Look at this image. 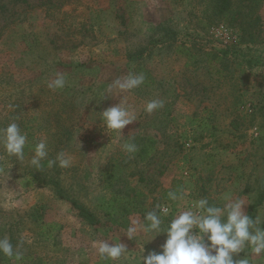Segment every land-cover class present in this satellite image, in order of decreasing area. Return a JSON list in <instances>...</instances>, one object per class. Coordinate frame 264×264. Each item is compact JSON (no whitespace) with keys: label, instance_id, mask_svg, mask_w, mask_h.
Masks as SVG:
<instances>
[{"label":"rangeland","instance_id":"1","mask_svg":"<svg viewBox=\"0 0 264 264\" xmlns=\"http://www.w3.org/2000/svg\"><path fill=\"white\" fill-rule=\"evenodd\" d=\"M206 11L202 0H0V129L15 120L28 140H47L53 159L71 161L35 169L33 150L19 162L0 147V238L23 252L0 264H138L192 201L220 204L225 193L264 225V2L256 45L225 21L209 26ZM129 72L143 73V85L106 93ZM57 73L67 84L49 89ZM121 98L136 121L108 135L98 113ZM154 99L164 107L149 114ZM148 138L155 149L139 162ZM127 141L137 155L123 151ZM169 191L183 199L168 200ZM114 196L127 211L107 208ZM157 204L170 208L162 231L129 240L127 228ZM104 240L124 243L127 257L101 261L93 244ZM245 255L264 264V254L237 258Z\"/></svg>","mask_w":264,"mask_h":264},{"label":"clouds","instance_id":"2","mask_svg":"<svg viewBox=\"0 0 264 264\" xmlns=\"http://www.w3.org/2000/svg\"><path fill=\"white\" fill-rule=\"evenodd\" d=\"M144 82L143 73L129 72L127 76L113 81L106 93H111L114 89L120 93L131 92ZM66 84V76L57 73L48 83V88L62 90ZM8 107L13 109V105ZM163 107V100L154 99L147 103L145 111L151 114ZM98 114L100 123L108 135L115 132L122 136V130L136 121L132 105L122 98L118 104ZM27 142V134L15 120L0 129V147L8 157H14L16 161L25 160ZM122 149L129 156L138 150L132 141L123 143ZM44 162L48 168H67L71 163L64 152L57 153L55 159L49 158L46 139L36 144L29 164L35 169H41ZM167 196L170 201L183 199L177 191H169ZM220 199V204L210 203L206 197L192 201L187 210L181 211L170 221L167 228L163 229L166 239L159 246V250L153 249L144 255V248L138 264H251L248 255L237 258L238 255L245 253V249L254 255L264 254V225L259 217L253 219L246 214L247 205L241 198H233L230 193H225ZM169 212V206L157 204L142 220L131 223L127 228L126 237L131 240L138 232L159 234L162 231V218ZM157 236L159 235L155 238ZM93 247L97 249L101 261H119L128 254L127 246L120 241L94 242ZM0 256L14 262L23 260L20 246L14 248L7 237L0 238Z\"/></svg>","mask_w":264,"mask_h":264},{"label":"trees","instance_id":"3","mask_svg":"<svg viewBox=\"0 0 264 264\" xmlns=\"http://www.w3.org/2000/svg\"><path fill=\"white\" fill-rule=\"evenodd\" d=\"M203 2H206L209 4V11H206L205 13L207 14V23L209 26L218 24L222 21H225L228 26L230 27H236L240 31V40L242 43L248 44V45H256L257 43L261 42V28H262V20L260 16V11L262 8V4L264 0H202ZM212 16V17H211ZM162 30H166L169 34H171V31L166 29L165 26L160 27ZM261 40V41H260ZM178 48H187L185 46L179 45ZM194 50V48H191V50ZM187 50H190L187 48ZM224 54L221 55V64H222V69L224 70H229L228 61H226V55L227 52L224 51ZM142 57V54L140 58ZM141 65V64H140ZM138 65L139 69L138 71H145L143 70V67H140ZM137 67V68H138ZM148 74V77L150 80L154 83V79L150 75V73L146 72ZM41 139H35L33 138L30 139L27 142V145L25 147V153L28 152L29 150L35 149V146L37 143H39ZM156 142L155 140L148 138L144 144L143 147L138 151H136L134 154L137 155L141 158L139 162L146 161V157H148L151 152L155 149ZM53 154L50 153L49 158L53 159ZM44 167H47V163L44 162ZM113 173H111L110 177L112 176ZM180 188H178L179 190ZM179 194H181L180 191H177ZM61 194V197L63 198V194ZM141 195L139 193H136V195L133 196L134 200H137ZM264 198V190L260 195V200L259 202L262 201ZM134 203V202H133ZM130 203L133 205L135 209L138 208L137 203ZM73 204L77 207V203L73 202ZM119 206V207H118ZM121 201L117 196H114L110 199V201L107 204V208H113L116 212V207H118L119 210H122V213L124 211H127V207L123 206L121 207ZM79 209V206L77 207ZM254 207H251V210H253ZM113 210V211H114ZM118 212V211H117ZM80 213L85 216L86 218L88 217L90 219V223L93 224V215L87 213V211L84 208L80 207ZM108 215L112 213H107ZM251 216V214H249ZM253 218V216H251Z\"/></svg>","mask_w":264,"mask_h":264}]
</instances>
